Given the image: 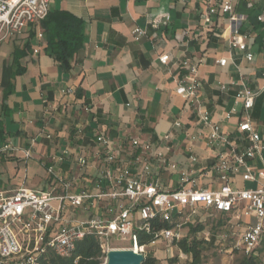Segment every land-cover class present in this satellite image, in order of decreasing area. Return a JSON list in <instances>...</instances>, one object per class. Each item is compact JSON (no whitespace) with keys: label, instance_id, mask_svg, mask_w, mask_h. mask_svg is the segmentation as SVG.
Listing matches in <instances>:
<instances>
[{"label":"crops","instance_id":"0c3cea01","mask_svg":"<svg viewBox=\"0 0 264 264\" xmlns=\"http://www.w3.org/2000/svg\"><path fill=\"white\" fill-rule=\"evenodd\" d=\"M220 1L51 0V13L66 12L83 22L82 48L67 63L46 51L41 24L1 42L0 148L9 144L12 150L0 153V191L10 194L23 186L59 195V181H70L72 193H110L120 189L115 180L125 166L147 184L158 182L164 191L177 188L181 171L198 189L216 191L224 184L257 189L259 184L244 181L241 172L231 176L212 171L216 150L208 147L209 126L198 115V108L207 112L211 124H219L236 144L243 115L235 95L246 88L258 92L249 119L264 144V0H233L235 11L246 17L240 30L247 35L251 61L228 50V24L219 13L212 15L213 26L200 20L201 13ZM166 16L170 19L165 27L151 25ZM135 28L144 31L138 41L132 34ZM162 56L166 64L159 62ZM222 58L228 59L225 67L216 63ZM190 65L197 66L201 87L197 102L187 106L175 90L193 76ZM100 134L113 142L114 162L103 160L105 151L95 140ZM195 135L200 137L192 141ZM26 151L31 158L25 159ZM78 157L87 159L83 168ZM48 167H53V174ZM260 168L256 158L250 170ZM110 169L113 179L107 177ZM106 202L95 201L67 215L87 220ZM243 206L230 214L215 213L226 218L225 233L239 236L252 222L241 214ZM170 255L168 247L153 254L158 260Z\"/></svg>","mask_w":264,"mask_h":264},{"label":"built area","instance_id":"2783aa9c","mask_svg":"<svg viewBox=\"0 0 264 264\" xmlns=\"http://www.w3.org/2000/svg\"><path fill=\"white\" fill-rule=\"evenodd\" d=\"M50 3L51 0H0V43L20 34L27 26L41 24L50 12ZM215 13H219L227 21L228 50L241 52L247 61H251L253 55L247 51V35L240 30L246 17L235 11L233 0H221L215 7H209L201 13L200 20L204 26L214 25L212 15ZM169 19V16L158 18L151 25L155 28L165 27ZM257 19L262 21L263 16ZM132 34L134 40L138 41L144 36V31L135 28ZM38 36L42 38L43 35L40 33ZM37 52L38 50H34L35 54ZM166 61L164 56L159 57L161 64H166ZM227 62L228 59L222 58L216 63L225 67ZM183 65H187V62L184 61ZM189 71L193 76L180 82L175 90L176 94L185 99L187 106L197 102V93L201 87L197 78V66L190 65ZM257 94L258 92L246 88L235 95L236 102H240L242 106L243 118L237 125L239 136L233 145L231 137L222 133L220 125L211 124L209 114L198 108L203 124L209 126L207 145L214 152L216 150L212 171L231 176L241 172L244 181L259 184L257 189H233L228 184L216 191L198 189L195 181L181 171L177 188L164 191L158 182L147 184L132 172L130 166H125L115 180L120 189L110 193L94 195L85 190L72 193L73 183L70 181H59L63 191L59 195L23 186L10 194L0 191V264H41L48 253L68 257L74 251L76 243L86 236L97 240L104 263L108 251L121 248L110 246L111 240L130 239L129 248L136 247L139 253L145 254L146 246H137L135 243L136 233H150L151 222L165 223L167 227L155 231L154 240L149 245L162 241L169 248L186 237L183 232L185 226L202 223L201 213L230 214L241 204H244L241 214L251 218L252 222L247 224L239 236L224 233L217 235L216 239L227 243L228 249L239 251L244 256H255L257 249L264 244V160L261 158L264 144L249 119V110ZM226 117L229 118V115ZM199 135L191 136V140L195 141ZM46 138L50 139V136L47 135ZM95 140L105 151L103 160L107 163L114 162L117 154L112 153L113 142L101 134L96 135ZM223 148H227L228 152ZM10 150L12 148L9 144H3L0 153ZM29 158L31 152L26 151L25 159ZM158 158L164 163L162 154H158ZM256 158L260 159L261 168L252 173L250 166ZM57 160L62 161L63 157ZM191 161L195 162L196 158L191 157ZM77 164L79 168H83L87 159L78 157ZM47 171L53 174V167H48ZM144 172H149L148 165L144 167ZM107 177L114 178L111 169ZM101 200L107 201L104 208L87 220H76L74 216L67 215L69 210H86L95 201ZM196 217L201 220L194 222ZM200 233L203 234V240L208 242L210 233L204 229ZM178 252L181 258L189 259L179 249Z\"/></svg>","mask_w":264,"mask_h":264},{"label":"trees","instance_id":"16d2710c","mask_svg":"<svg viewBox=\"0 0 264 264\" xmlns=\"http://www.w3.org/2000/svg\"><path fill=\"white\" fill-rule=\"evenodd\" d=\"M41 27L46 37V51L53 55L59 62L67 63L83 45V22L66 12H49ZM150 233L137 232L135 243L137 246H148L154 239V232L167 227L165 223L151 222ZM203 230L202 225L191 227L190 237L186 236L175 242L182 253L190 258L189 264H201L202 253L206 241L198 240L195 235ZM175 259L168 262L172 264ZM41 264H102L101 250L97 240L92 236H86L78 241L75 249L68 257H60L48 253L42 259ZM142 264H161L151 252L144 254ZM237 264H261L257 256H243Z\"/></svg>","mask_w":264,"mask_h":264},{"label":"rangeland","instance_id":"374dc122","mask_svg":"<svg viewBox=\"0 0 264 264\" xmlns=\"http://www.w3.org/2000/svg\"><path fill=\"white\" fill-rule=\"evenodd\" d=\"M203 222L202 223H194L193 225H188L183 228V232L186 236L190 237V229L191 227H196L197 225H202L204 230H207L210 235L215 236L212 238L213 241L210 243L206 241L205 249L202 253V263L201 264H237V262L244 256L241 252L235 251L232 249H228L227 243H221L216 239L217 235L224 234L227 230L224 229V226L222 225L226 218L219 216L218 214H213L209 212H203L200 214ZM195 237L198 240H203V234L199 233L196 234ZM110 246L113 247H121V248H129L128 246L131 245V240H111ZM159 246L156 248L155 245ZM227 248V249H226ZM157 249H167L166 243L162 241H158L154 245H148L147 248H145V252H151V254H154ZM170 257L160 259L159 262L162 264L164 262L165 264H169L168 262L170 259H175L176 261L172 264H189V260L183 259L179 256L178 248L175 246L170 245ZM261 264L264 263V244L259 247L255 253ZM102 264L104 263V258L101 259ZM263 262V263H262Z\"/></svg>","mask_w":264,"mask_h":264},{"label":"water","instance_id":"95a60500","mask_svg":"<svg viewBox=\"0 0 264 264\" xmlns=\"http://www.w3.org/2000/svg\"><path fill=\"white\" fill-rule=\"evenodd\" d=\"M144 254L134 248L112 249L106 254V261L103 264H142Z\"/></svg>","mask_w":264,"mask_h":264}]
</instances>
